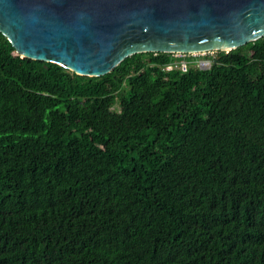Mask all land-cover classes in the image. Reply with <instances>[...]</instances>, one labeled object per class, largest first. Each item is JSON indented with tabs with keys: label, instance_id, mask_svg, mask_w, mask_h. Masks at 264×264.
<instances>
[{
	"label": "trees",
	"instance_id": "16d2710c",
	"mask_svg": "<svg viewBox=\"0 0 264 264\" xmlns=\"http://www.w3.org/2000/svg\"><path fill=\"white\" fill-rule=\"evenodd\" d=\"M201 57L88 76L0 32V264H264V35Z\"/></svg>",
	"mask_w": 264,
	"mask_h": 264
},
{
	"label": "water",
	"instance_id": "95a60500",
	"mask_svg": "<svg viewBox=\"0 0 264 264\" xmlns=\"http://www.w3.org/2000/svg\"><path fill=\"white\" fill-rule=\"evenodd\" d=\"M22 57L88 76L143 52L229 51L264 35V0H0Z\"/></svg>",
	"mask_w": 264,
	"mask_h": 264
},
{
	"label": "built area",
	"instance_id": "2783aa9c",
	"mask_svg": "<svg viewBox=\"0 0 264 264\" xmlns=\"http://www.w3.org/2000/svg\"><path fill=\"white\" fill-rule=\"evenodd\" d=\"M207 52H213V51H207ZM207 52H199V53H189V54H191V56H194L195 58V60L197 61V65H199L200 67H205L206 65H208V60H202V59H200V57H198V56H203V55H205ZM173 56H175V58H177V60H176V62H180V65H181V68L182 69H184L185 68V66H186V60H184V59H182V58H184L185 57V54L186 53H180V52H173V53H171ZM188 54V53H187ZM201 54V55H200ZM197 57V58H196ZM167 67H170V66H167Z\"/></svg>",
	"mask_w": 264,
	"mask_h": 264
},
{
	"label": "rangeland",
	"instance_id": "374dc122",
	"mask_svg": "<svg viewBox=\"0 0 264 264\" xmlns=\"http://www.w3.org/2000/svg\"><path fill=\"white\" fill-rule=\"evenodd\" d=\"M201 55V54H200ZM198 57H200V59H202V60H205V58L204 57H201V56H198Z\"/></svg>",
	"mask_w": 264,
	"mask_h": 264
},
{
	"label": "clouds",
	"instance_id": "9594fccd",
	"mask_svg": "<svg viewBox=\"0 0 264 264\" xmlns=\"http://www.w3.org/2000/svg\"><path fill=\"white\" fill-rule=\"evenodd\" d=\"M207 52V51H206ZM173 53V52H172Z\"/></svg>",
	"mask_w": 264,
	"mask_h": 264
}]
</instances>
